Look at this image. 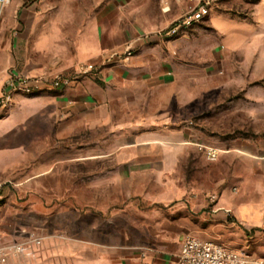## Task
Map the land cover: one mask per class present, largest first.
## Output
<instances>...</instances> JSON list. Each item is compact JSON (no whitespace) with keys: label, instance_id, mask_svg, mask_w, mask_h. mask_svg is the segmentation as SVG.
<instances>
[{"label":"rangeland","instance_id":"1","mask_svg":"<svg viewBox=\"0 0 264 264\" xmlns=\"http://www.w3.org/2000/svg\"><path fill=\"white\" fill-rule=\"evenodd\" d=\"M105 1L80 0L78 5ZM122 1L127 18L147 32L172 24L182 2ZM6 6L9 15L12 8ZM212 14L229 18L232 29L222 33L208 16L167 39L174 44L166 51L174 56L177 81L161 132L187 126L185 145L166 143V148H182L179 174L173 179L185 190L183 195L165 204L149 198L163 187L156 186L151 173L163 155L159 144L121 147L120 131L106 126L63 139L35 115L0 136V181L6 182L0 229L7 242H27L29 252L11 256L9 264H75L81 256L71 253L74 244L104 251L105 263H118L122 250L143 244L158 212L201 238L264 256V233L222 224L205 207L187 208V185L211 189L220 172L216 161L205 159L201 144L264 148V0H218ZM156 129L151 122L128 132L150 134ZM122 172L146 175L124 178Z\"/></svg>","mask_w":264,"mask_h":264},{"label":"crops","instance_id":"2","mask_svg":"<svg viewBox=\"0 0 264 264\" xmlns=\"http://www.w3.org/2000/svg\"><path fill=\"white\" fill-rule=\"evenodd\" d=\"M78 1L12 0L9 15L6 5L0 8V84L14 71L33 75L71 73L79 63L100 64L109 52L124 50L129 44L137 47L136 53L129 61L105 64L97 75L80 78L64 89L42 91L32 97L17 94L11 114L0 121V136L35 115L49 122L55 135L63 139L84 129L111 127L120 131L121 147H164L162 157L159 155L153 164L156 172H151L156 176V186L163 187L149 198L163 204L179 199L185 190L173 178L179 174L176 170L182 148H166V143L185 145L187 126L161 132L175 95V59L169 52L174 44L157 35L149 39L147 35L156 30L143 31L133 24L122 0H107L99 6L91 3L87 8L80 7ZM186 3H180V14ZM170 9L168 6L165 11ZM210 16L222 33L232 29V21L226 16ZM137 113L141 115L136 117ZM151 122L157 129L150 134L128 132ZM151 138L154 140H148ZM204 157L207 160L205 153ZM216 164L220 172L215 173L211 189L206 184L199 188L187 185V208L205 207L222 224H238L264 233V148H221ZM139 173L146 175L122 172L121 177ZM211 193L218 194L216 202L211 201ZM157 215L143 244L122 250L115 264H176L186 235L192 233L181 227L179 220L165 217L164 212ZM0 235L1 242L6 243L1 229ZM71 253L81 256L75 264H107L106 252L92 246L74 244Z\"/></svg>","mask_w":264,"mask_h":264},{"label":"built area","instance_id":"3","mask_svg":"<svg viewBox=\"0 0 264 264\" xmlns=\"http://www.w3.org/2000/svg\"><path fill=\"white\" fill-rule=\"evenodd\" d=\"M11 1L0 0V8ZM217 1L187 0L182 13L172 24L148 34L147 37L150 39L157 35L167 40L186 32L190 27L210 16ZM136 51L137 47L129 44L124 50L109 52L100 64L79 63L71 73L33 75L23 71L11 72L9 77L0 84V116L13 105L17 94L33 95L44 90L64 89L80 78L97 75L105 64L129 61ZM201 147L208 161H216L219 158L220 148L209 144H201ZM5 185L6 182L0 181V203L6 199ZM210 199L216 202L218 194L211 193ZM1 240L0 235V264H7L13 255L29 253L25 241L12 240L2 243ZM176 264H264V256L251 253L247 248H232L216 240L188 234L183 241Z\"/></svg>","mask_w":264,"mask_h":264}]
</instances>
